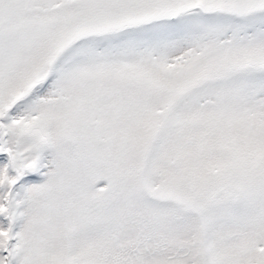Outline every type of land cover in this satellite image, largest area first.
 Segmentation results:
<instances>
[{
	"label": "snow or ice",
	"instance_id": "obj_1",
	"mask_svg": "<svg viewBox=\"0 0 264 264\" xmlns=\"http://www.w3.org/2000/svg\"><path fill=\"white\" fill-rule=\"evenodd\" d=\"M0 264H264V0H0Z\"/></svg>",
	"mask_w": 264,
	"mask_h": 264
}]
</instances>
